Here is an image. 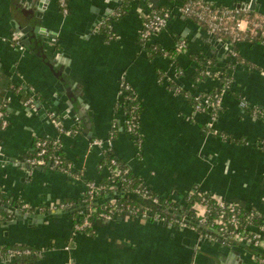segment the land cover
I'll return each mask as SVG.
<instances>
[{
  "label": "crops",
  "instance_id": "obj_1",
  "mask_svg": "<svg viewBox=\"0 0 264 264\" xmlns=\"http://www.w3.org/2000/svg\"><path fill=\"white\" fill-rule=\"evenodd\" d=\"M185 1L152 0L150 5L134 1L126 15L113 20L121 0H68L67 16L60 0H0V104L12 96L13 85L35 95L32 108L24 107L22 96L16 94L8 107L9 126L0 135V193L35 210L33 215L46 216L42 222L13 212L1 217L0 249L27 248L34 257L3 262L254 264V252L246 245L205 242L190 230L123 217L96 223L94 235L74 234L75 219L68 212H39L83 200L87 186L85 179L27 164L36 140L60 137L72 172L98 182L110 173L100 171L103 149L93 142L106 140L115 124L119 133L112 143L114 155L160 196L182 203L197 189L263 213L264 120L245 112L240 103L264 111V42L237 46L223 42L227 46L223 51L209 41L200 43L206 28L178 11ZM204 1L235 6L248 0ZM257 3V11L264 12V0ZM150 6L167 7L173 15L151 46L174 50L176 43L185 41L188 53L172 61L152 57L142 48L140 37ZM104 22L110 23L113 37L99 32ZM15 28L26 29L28 36H43L52 68L37 55V45H21ZM198 59L233 80L215 117L209 111L196 112L169 86L203 96L222 88L218 78L197 79ZM124 82L142 106L140 151L123 131L125 118L118 105ZM50 110L59 114L64 134L49 119ZM210 126L224 136L205 134L203 129Z\"/></svg>",
  "mask_w": 264,
  "mask_h": 264
},
{
  "label": "built area",
  "instance_id": "obj_2",
  "mask_svg": "<svg viewBox=\"0 0 264 264\" xmlns=\"http://www.w3.org/2000/svg\"><path fill=\"white\" fill-rule=\"evenodd\" d=\"M59 7L65 16L69 14L68 0H60ZM178 11L184 17L196 19V21L204 26L209 33L215 35L221 42L230 43L231 46H237L238 44L245 42L246 38H253L256 36H261L262 38H264V14L241 11L238 10L235 6H223L204 0H186L179 7ZM170 19V12H160L158 8L150 6V11L143 23L141 32V40L144 42L145 46L152 45L151 43L153 38L167 27ZM175 50L180 54H186L188 53L189 46L185 41H180L176 43ZM232 56L236 58L237 53L232 52ZM203 70L207 78H218L220 73V71L213 69V66L210 62L206 63ZM120 87L122 99H138L136 93L134 92L132 87H130V85L124 82ZM22 88L23 87L13 85L11 91L12 96H6L5 100L0 104V135L5 132L9 126L7 110L12 102V97L16 95L21 96ZM224 94L225 92H223L217 100L216 104L219 107L222 106V99ZM29 95L30 98L26 101H23V105L26 108H32L35 103V95H33L32 93H29ZM207 98V96H204L200 101V104L198 105V109L200 110V112H204L205 110L201 108L210 107L211 104ZM240 106L243 109L249 108L248 104L245 101H241ZM48 116L53 125L56 127L58 133L60 135L64 134L66 130L61 123L59 114L54 110H50V112H48ZM127 125L129 135H135V131L140 128L139 124H130L128 122ZM113 131H115L114 127L111 132ZM46 140L48 139H40L35 143V147L38 150L37 157L33 159H27V164L35 169H56L59 170L60 173L65 174L69 177H71V175L73 174V178L83 179V174L76 175L75 173H71L72 167L70 168V170H66L62 167L63 161L60 159V156H58L57 150L53 155L48 154ZM54 140L55 146L62 149L60 137ZM113 141L114 140H112V138H109L108 135L106 140H94L93 145L103 149V157L104 153L112 150ZM133 141H135V139H133ZM141 144L142 141H139V151L141 149ZM260 147H264V142L260 144ZM106 169L109 171L111 177L112 175L119 177L128 174L129 172L128 170L123 171L119 169L115 161H111ZM123 181H126V179H123ZM86 186L92 199H96L101 194L99 191L95 190L93 184H88ZM113 187H116V184H113ZM148 189L150 188L148 187ZM195 192L202 194L203 196H211V194H205L198 191L197 189L193 193ZM137 194H139L141 197L148 198V193L146 190H139L137 191ZM214 197L216 199L214 211L218 213V218L212 223H209L208 216L213 213V209L207 206L203 207L202 209L204 216L198 222L199 227L202 228H197L198 226L188 225L186 217H183L180 221H171L167 223L159 216L153 215L151 214V212L145 211L143 209H138V212H140L141 215L139 217H136V212L130 207H124L121 203L110 201L109 203L102 205L100 212L96 208L90 209L88 211V215H86V212H80V216H83L84 220L82 224L74 225V234L79 231H84L85 229H92L94 228L96 223H110L118 218L135 217L143 220H149L152 218L153 220H155V223L164 224L169 228L190 230L196 233L201 239L214 244L230 246L229 242H234L236 244L246 245L254 252L253 263L264 264V257H262L264 256V219L257 223L256 219L258 218L255 217V215L259 216L260 214H263L264 211L263 213H258L254 208L244 207L235 202L223 200L217 196ZM204 201L205 200H203V202ZM154 203H158V200L154 199ZM8 204L12 208L17 207L20 212H24L27 214L35 213V210L23 204L15 203L9 200ZM64 207L65 206L57 205L51 207L50 209L53 212H60L63 211ZM240 210H247L250 212V215L245 218H240L238 217ZM39 212L42 213V211ZM96 213L99 214H97V217L94 221H91V218ZM1 217L2 215L0 214V219ZM213 225L219 227L217 235H214L211 231L208 230H211ZM205 227L208 228L203 229ZM32 255L33 252L27 248L0 249V262L13 260L19 257H28Z\"/></svg>",
  "mask_w": 264,
  "mask_h": 264
},
{
  "label": "trees",
  "instance_id": "obj_3",
  "mask_svg": "<svg viewBox=\"0 0 264 264\" xmlns=\"http://www.w3.org/2000/svg\"><path fill=\"white\" fill-rule=\"evenodd\" d=\"M122 4L120 7V10H118V13L114 15L112 18L113 20H118L124 15H126L134 3V1H142L146 4H151L152 0H121ZM173 1V0H169ZM189 1H195V0H189ZM160 12H170L171 13V18H172V11L168 9L167 7H160L158 8ZM152 10V9H151ZM187 18V17H186ZM188 20H191L193 22H197L196 19L194 18H187ZM198 23V22H197ZM199 24V23H198ZM201 25V24H200ZM101 34H105L108 36H112V30L110 28V23L109 22H104L99 30ZM245 42H251V43H256L260 44L264 42V38L261 36H256L253 38H246ZM188 44V42H186ZM140 45L142 46L143 49H145L148 54L152 57H162L166 56L170 58L172 61H174L177 56L180 54L178 53L175 49L174 50H167L164 49L160 46H151V45H146L144 42L141 40L140 37ZM240 62L242 61V64H245V61L241 60L239 57H237ZM236 58V60H237ZM198 64L200 65L199 73H198V78L200 80H204L207 77L204 74L203 68L205 67V62L201 59L196 60ZM176 67H178V63L176 62ZM218 79L222 82V88H215L212 90L208 95L207 99L210 102V107L208 108H201L205 109L204 111H209L213 117L218 114V112L221 110L222 106L219 107L217 106V100L221 96L223 92L231 90L232 86V77L229 73L227 72H220ZM172 90H174L176 93L183 94L186 99L189 100V102L192 104L193 109L196 112H200L198 109V105L200 104V101L204 97L201 94H192L188 93L186 91L181 90L177 85L171 84L169 85ZM135 92V91H134ZM21 96L22 100L26 101L27 99L30 98L29 91L26 90L25 88H22L21 91ZM118 107L122 110L124 114V123H123V131L125 133L128 132V125L127 123L129 122L130 124H139L141 126V113H142V106L139 102V100H127V99H121L119 102ZM244 109L245 112L248 114L252 115L255 118L264 120V111L256 108V107H250ZM114 129L115 131L111 132L109 134V138H112V140H116L118 136V128L114 124ZM113 129V128H112ZM211 129V130H210ZM204 128L203 132L205 134H213L215 136H224L220 134L217 130H214L211 128ZM112 131V130H111ZM137 131V132H136ZM135 131V135H131L132 139H135L134 144L136 147L138 146V142L142 141L143 137L141 134L140 128ZM40 139H37L39 141ZM47 142V149H48V154L53 155L55 154V151L57 150L58 156H60V159L63 161V168L66 170H70L71 164L67 159L64 157L63 150L60 149L59 147L55 146V140L54 139H48L46 140ZM140 148V147H139ZM139 150L138 148H136ZM38 150L36 147H34V151L32 155L28 159H33L37 157ZM111 161H115L121 170H128V174L116 177V176H109V177H102L100 181L98 182H93L91 180H88L85 178V175L83 176V179H85L86 185L88 184H93L95 190L99 191L101 194L96 198L92 199L91 196L89 195V190L87 189L86 196L83 200H80L78 202L74 203H64L61 204L62 206H65L63 208V212H68L73 216L75 219V224L74 225H80L82 224L84 217L80 216V212H86V215H88V211L90 209L96 208L100 212L101 207L103 204H107L110 201H116V203H121L124 207H130L132 210L136 212V217H139L141 215L140 212H138V209H143L145 211L151 212L153 215L159 216L161 219H164L167 223L171 221H180L183 217H186L188 225L192 226H198L197 228H202L199 227V220L203 218V207H211L213 209V213L208 216V222L212 223L214 220L218 218V213L214 211L215 209V197L214 196H203L202 194L199 193H189L185 201L182 203L174 202L170 200L169 198H166L164 196H160L156 192H154L151 189H148V186L144 184L141 178L135 176L131 170V168L122 160L118 159L112 150L109 152L104 153L103 159L100 163V171L102 169H106L107 166ZM59 172V170H52ZM71 172V171H70ZM73 173V172H71ZM79 175V174H76ZM73 174L71 175V177ZM123 179H126V181H123ZM113 184H116V187H113ZM147 191V197H141L139 194H137V191ZM154 199L158 200V203H154ZM203 200H205L203 202ZM0 206L3 207L2 210H0V214L2 216H6L12 214L10 205L8 204V199L5 198L1 193H0ZM45 211H51V209H45ZM53 212V211H51ZM62 212V211H60ZM96 213L93 215L91 218V221H94L95 218L97 217ZM250 215V212L247 210H240L238 217L240 218H245ZM257 223H259L262 219H264V213L260 214L259 216L255 215ZM149 222L155 223V220L152 218L148 220ZM164 225V224H163ZM208 227H205L203 229H207ZM210 228V227H209ZM211 231L214 235H217L219 227L216 225H213V227L208 229ZM77 233H84V234H95V228L92 229H85L84 231H79ZM75 233V234H77ZM232 241V240H229ZM230 245H235L236 243L234 242H229ZM259 256V255H258ZM264 257V256H262Z\"/></svg>",
  "mask_w": 264,
  "mask_h": 264
},
{
  "label": "water",
  "instance_id": "obj_4",
  "mask_svg": "<svg viewBox=\"0 0 264 264\" xmlns=\"http://www.w3.org/2000/svg\"><path fill=\"white\" fill-rule=\"evenodd\" d=\"M235 7L241 11H248V12H253V13L264 14V12H258L257 11V7H258L257 0H248V1H245L243 3L242 2L235 3ZM191 22H193V21H191ZM199 29H200V27H199ZM15 31H16V37L20 41V43L23 47H29L31 44L34 43L35 45L38 46L36 49L37 55H39L41 57V59H44V61H46V52H45L46 48H45V41L43 39V36H39V37L36 35L28 36L26 33V29H22V30L16 29ZM49 36H50V34H49ZM53 36L54 35H51V37H53ZM199 39H200V43H202V44L206 40L207 42L209 41V45H213V46L216 45L222 51L227 49V46L223 42H221L215 35L209 33L207 30H201V37H199ZM46 64L48 67L52 68V65L50 64V62L46 61ZM74 108H76V106ZM74 108L71 107L73 113H75ZM77 113L79 114L80 112L78 111V112H76V114ZM77 118L81 121L85 120L84 117L82 119V115H79ZM36 169L37 170H45L43 168H36ZM2 209H3V207L0 206V210H2ZM11 212H13L14 214H18L22 219H25V220L39 219L42 222L46 217L45 214L38 216V215L20 212L17 207L11 208ZM204 241L206 242V240H204ZM30 258H34V257L33 256L32 257H23L24 260H30ZM10 261L11 260H9L8 262H10ZM8 262H3V263L9 264ZM239 263L242 264V261H239ZM71 264H74V263H71Z\"/></svg>",
  "mask_w": 264,
  "mask_h": 264
}]
</instances>
